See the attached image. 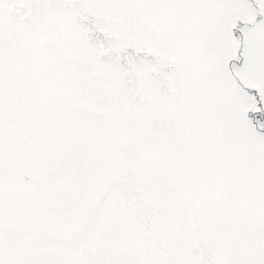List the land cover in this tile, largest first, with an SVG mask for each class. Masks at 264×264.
I'll use <instances>...</instances> for the list:
<instances>
[{
	"label": "snow or ice",
	"instance_id": "6c2138e0",
	"mask_svg": "<svg viewBox=\"0 0 264 264\" xmlns=\"http://www.w3.org/2000/svg\"><path fill=\"white\" fill-rule=\"evenodd\" d=\"M0 264H264V0H0Z\"/></svg>",
	"mask_w": 264,
	"mask_h": 264
}]
</instances>
